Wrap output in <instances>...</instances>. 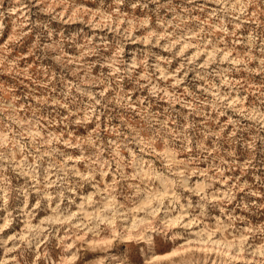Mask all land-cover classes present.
I'll list each match as a JSON object with an SVG mask.
<instances>
[{
    "label": "rangeland",
    "instance_id": "374dc122",
    "mask_svg": "<svg viewBox=\"0 0 264 264\" xmlns=\"http://www.w3.org/2000/svg\"><path fill=\"white\" fill-rule=\"evenodd\" d=\"M0 264H264V0H0Z\"/></svg>",
    "mask_w": 264,
    "mask_h": 264
}]
</instances>
